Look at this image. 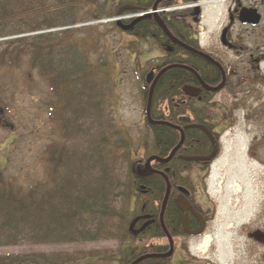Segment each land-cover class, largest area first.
Instances as JSON below:
<instances>
[{
	"label": "trees",
	"instance_id": "trees-1",
	"mask_svg": "<svg viewBox=\"0 0 264 264\" xmlns=\"http://www.w3.org/2000/svg\"><path fill=\"white\" fill-rule=\"evenodd\" d=\"M81 1L0 0V39L74 24L76 21L68 12H65L68 13L65 21L44 12L52 7L53 11L56 9V6L49 7L51 2L75 5ZM155 1L128 0V3L140 12H147ZM188 1L163 0L159 6ZM174 15L163 18L167 28L174 37L195 47L191 41L178 35L181 27L178 28L173 21ZM101 16L112 14L98 15L99 18ZM6 27L9 30L4 31ZM61 31L0 40V66L18 65L22 57L27 56L31 67L48 77L53 95L48 103L51 109L60 111L61 135L65 140L55 143L47 151L49 168L46 180L34 183L27 190H21L0 171V246L112 239L124 242L137 237L165 238L166 243L141 247L123 244L117 250L104 248L80 255L62 252L0 254V264H130L145 254L165 253L169 245L159 223L165 181L145 169L144 163L152 155L168 156L179 142L180 133L168 125L150 124L145 118L141 134L143 156L131 158L127 133L109 116L111 102L104 93L110 89L107 84L109 64H98L93 68L89 60L78 58V53L85 48L69 41L67 34L71 30ZM133 31L141 39H153L163 50L161 63L157 64L155 59L148 67V70L154 68L156 74L160 69L178 63L176 55L177 58L183 54L195 57L171 43L152 17H143ZM198 59L217 73L214 66ZM201 76L205 74L201 73ZM194 81V76L183 68L168 69L158 79L151 102L153 120L178 125L184 131V141L171 160L164 163L155 160L150 164L153 169L164 172L171 184L163 221L172 238L184 234L176 193L179 188H184L191 198L194 197L193 183L185 171L194 163L200 164L185 160V157L209 154L212 143L199 125L214 134V129L220 124L218 113L210 109L205 98L193 102L184 97V87ZM206 82L214 86L219 80ZM149 86L143 76L141 94L144 109ZM202 91L209 96L214 95L213 92ZM91 117L94 119L92 126L100 123L95 129L99 131L93 135L91 125L85 124ZM181 117L188 120H180ZM213 137L216 140L215 134ZM202 165L205 173L209 162ZM140 215H149L151 221L142 232L133 234L130 225ZM167 261L148 258L138 264H166Z\"/></svg>",
	"mask_w": 264,
	"mask_h": 264
},
{
	"label": "rangeland",
	"instance_id": "rangeland-1",
	"mask_svg": "<svg viewBox=\"0 0 264 264\" xmlns=\"http://www.w3.org/2000/svg\"><path fill=\"white\" fill-rule=\"evenodd\" d=\"M198 1L203 2L201 21L195 27L199 32V44L206 51L224 54L223 63L233 82L231 88L218 93L208 105L218 113L220 126L225 110L222 108L225 105L226 110L232 108L229 112L233 115L234 125L221 135L220 147L206 161L209 165L205 173L199 171L195 163L185 171L193 183L191 202L210 213L209 221L198 236L182 234L172 238L176 241L175 253L173 257L165 258L168 259L166 264H179L180 257L186 259L181 264H264V0H242L246 7L258 8L261 19L257 25L235 22L232 40L243 47L241 50L236 46V52L240 51L238 54L219 41V32L227 23V13L234 0ZM125 2L128 0H82L75 5L51 2L49 7L56 6V9L53 11L52 7L44 12L47 16L56 15L65 21L69 13L76 23L0 40L71 30L67 34L69 41L85 48L78 51V58L89 60L93 68L98 64H109L107 84L110 89L104 92L111 102L109 116L127 133L131 158H137L144 153L141 143L146 118L141 94L143 76L150 61L155 62L154 58L157 64L161 63L164 52L151 38H140V47L130 43L115 22H108V18L115 17L118 5ZM107 12L112 16L98 17ZM7 30L6 27L4 31ZM134 51L137 55L140 52V84L134 77L138 75L134 70H138L139 60L135 58L130 62L129 59V52ZM251 53L260 59L252 61ZM30 61L24 56L18 65L0 66V171L21 190L46 180L47 151L55 143L65 142L61 135L60 111L51 109L48 103L53 99L48 77L33 69ZM249 114L252 118L247 117ZM93 120L91 117L89 123H85L91 125L92 135L99 131L95 129L100 125L92 126ZM206 238L210 241L208 245ZM162 243H166L165 238L137 237L124 242L112 239L23 244L0 246V254L62 252L80 255L104 248L117 250L123 244L141 247Z\"/></svg>",
	"mask_w": 264,
	"mask_h": 264
},
{
	"label": "flooded vegetation",
	"instance_id": "flooded-vegetation-1",
	"mask_svg": "<svg viewBox=\"0 0 264 264\" xmlns=\"http://www.w3.org/2000/svg\"><path fill=\"white\" fill-rule=\"evenodd\" d=\"M190 1L192 2L193 0H189V2ZM197 1L198 0H195V2H197ZM181 4H184V3H181ZM197 6L198 5H196L195 7H197ZM159 7L162 8L161 6H159ZM195 7L188 8V9L182 8L181 10H176V11H171V12H160V17H161L162 20H163L164 17L166 19H168L170 16L175 14L173 21L175 22V24H176V26L178 28L181 27V29H179L178 35L180 37H183L184 39H187V40L191 41L192 44L195 45V47H193V46H191V47H193V48H195V49H197V50H199V51H201V52H203L205 54H208L212 59H214L216 62H218L220 64V66L222 67L223 74L217 67H215L214 65H212L211 63H209L208 61H206L205 59H203L202 57H200L198 55L190 53V54L194 55L195 57H192L191 55H185V54L180 55L179 58H177V55L175 56L176 57L175 60L178 62V63H175V64H180V65H184V66L190 67L191 69H193L198 74V76L206 84H207L206 81H209L210 79L212 81L219 80L218 84L214 85V86H217L220 83H222V81L224 79V83L221 86V88L218 91L213 92L214 95H211V96L203 93L202 90H205V89L202 88V86L200 85L199 81L195 77H194L195 78L194 82H192V83H190V84L185 86V87H191L192 89H194V92L192 94H186L185 93L184 97L186 99H188L190 101H193V102H200V101H202V98H205L206 102L210 103V102H212V100L214 99V97L218 93L222 92L223 90L225 91L227 88L228 89L231 88L233 86V82L231 81L230 71L227 69V67L223 63L222 56H224V54L221 53L220 51L219 52H216V51H213V50L206 51L199 44V37H198L199 36L198 35L199 32H197L195 27H197V24H199L200 21H201V9H198L199 10V14L196 15L197 9ZM243 7H246V6L243 5L242 0H234L233 1V6L228 10V13H227V23H226L225 26L222 27V29L219 32V41H220V43L225 48L229 49L232 52H234V51L236 52V46L238 47L239 45H237L232 40V35H231L232 32H231V30H232L235 22H238V13H239L240 9L243 8ZM121 8H123L122 9V13H123L125 11L135 10L137 7L134 6L132 3L125 2L123 4L118 5V7H117V9L115 11V14ZM246 8H255V7L254 6H247ZM258 12H260L259 9H258ZM171 13H173V14L170 15ZM140 20L141 19H140V16H139V17H134V18H131V19H125V20L121 21V24H119V25L115 22L117 24L116 26L123 31L122 33H124L129 38V42L135 44L136 46H137V44H139L138 47H140V35L138 33H136L135 31H133V30L136 28L137 25H139ZM163 22H164V20H163ZM164 24H165V22H164ZM246 25H248V24H246ZM223 34H224V37H222ZM177 39L180 40L179 38H177ZM138 47H137V49H139ZM242 48H243L242 46H239V49L242 50ZM132 51H133V49H132ZM238 52H240V51L238 50ZM238 52H236V53L238 54ZM135 58H138L139 62H138V70H134V72H136V74H138V75L134 76V77H136L135 80L137 82H139V84H140V52H139L138 55L136 54V51H134L131 54L129 52L130 62L133 61ZM198 58H201V59L205 60L206 62H208L209 64H211L212 66H214V68L217 70V73L213 69H211L210 67H207L205 65V63L202 62L201 60H199ZM249 58L252 61H254V62H256V61H258L260 59L258 57V55H255V54H252V53L249 54ZM255 67L257 68V65H255ZM148 71H153L154 72V76H156L154 68L150 69ZM201 73L203 75L205 74V76L202 77ZM144 79H145V76H144ZM214 86H212V87H214ZM208 92H210V91H208ZM222 109H225L224 113H223L224 116H222L220 118L221 121H223V122H221L222 123L221 126L219 124L214 129V134L216 135V140H214L215 138L213 137L214 144L209 139L208 135L206 134L208 139L212 143V151L209 154H206V155H203V156L210 155L213 152L214 149H215V153H216L217 148L220 147V142L219 141H220L221 135L224 133L225 130H229L234 125L233 124L234 123L233 115H231L230 112H229V110L231 111L232 108H230L229 110H226V105H225V108L223 107ZM249 116H250V118H252L253 115L249 114L247 117H249ZM201 125L202 124H200L199 127H201ZM188 126H195V125H193V124L189 125L188 124ZM202 127H203V125H202ZM214 134L211 133L212 136H214ZM190 162H199L200 164H197L198 165V170L201 171L203 166H204V165H202V163H204L206 161H190ZM170 192H171V190H170ZM182 197H185V195L181 191L176 193V198H175L176 199V203H178L179 199L182 198ZM186 198H187L188 202L190 203V207L193 208L194 211L198 215L195 214V213H192L190 211H187V229H188V231H185L184 227H183V231H184L185 235L198 236V235H200V234H202L204 232V230L206 228V224L209 221L210 213H208V211H204V210L200 209L197 205L193 204L191 202L190 195L187 196ZM181 214H182V218L184 220V215H183V211L182 210H181ZM148 216L149 215L137 216L134 219L135 223L130 228V231L132 233L134 232L136 234L142 232L144 230V228L151 221V219H149ZM182 225H183V221H182ZM198 230H201L200 233H195ZM175 248H176V241L174 242V240H173V252H172L170 257H173V255L175 253ZM168 250H169V247H168ZM180 258H181V262L183 260L186 261V259H184L183 257H180ZM181 262L179 264H181Z\"/></svg>",
	"mask_w": 264,
	"mask_h": 264
},
{
	"label": "water",
	"instance_id": "water-1",
	"mask_svg": "<svg viewBox=\"0 0 264 264\" xmlns=\"http://www.w3.org/2000/svg\"><path fill=\"white\" fill-rule=\"evenodd\" d=\"M163 1V0H156L153 5H152V11H156L159 3ZM193 2H195V0H193ZM197 9L196 15L199 14V10L200 7L197 6L195 7ZM122 9H119L116 12V16H119L122 13ZM147 17H152L153 20L155 21V23L158 25V27L161 29V31L163 32V34L168 38V40L173 43L174 45L184 49L185 51L198 55L200 57H202L203 59H205L206 61H208L209 63H211L212 65H214L215 67H217L223 74L222 71V67L220 66V64L218 62H216L214 59H212L208 54H205L185 43H183L182 41L178 40L176 37H174L172 35V33L168 30V28L166 27V25L164 24L163 20L161 19L160 15L158 13H152V14H147L145 15ZM145 16H140V19H142ZM261 19V15L260 13H258L256 8H246L243 7L240 9L239 13H238V21L242 24H249V25H257L260 22ZM121 23L120 21H117V24ZM125 29V28H124ZM222 37H224V34L222 35ZM174 67H179V68H184L186 70H188L189 72H191L194 77L199 81L200 85L202 86V88H204L207 91L210 92H216L218 91L221 86L224 83V79L222 81V83H220L217 86L211 87L208 86L206 83H204L202 81V79L198 76V74L191 69L190 67L184 66V65H177V64H171L168 65L164 68H162L156 76H154V72L150 71L147 73L145 81L150 85L149 86V90H148V96H147V102H146V109H145V114H146V118L147 121L150 124H154V125H168L172 128H175L179 131L180 133V140L177 143V145L170 151V153L168 154V156H166L165 158H161L158 157L156 155H152L150 157L147 158L144 167L145 169H147L149 172L153 173V174H157L159 176H161L164 181H165V192H164V196L161 202V207H160V212H159V223H160V227L163 231V233L165 234L167 240H168V245H169V250L165 253H152V254H145L142 256H139L138 258H136L134 261H132L130 264H138L141 261L148 259V258H161V259H165V258H169L173 252V239L171 237V235L169 234L164 221H163V215L166 209V205H167V201L170 195V190H171V185L168 179V176L158 170L153 169L150 166V163L152 161H159V162H168L169 160H171V158L175 155V153L177 152V150L180 148V146L182 145L183 141H184V131L181 127H179L178 125H173L171 123L165 122V121H155L151 118V102H152V96H153V92H154V88L156 85L157 80L160 78V76L166 72L168 69L174 68ZM184 92L186 94H192L194 92V89H192L191 87H185L184 88ZM180 120H188L187 117H181ZM201 128L205 131V133L208 135L209 139L213 142V136L211 135V133L204 127L201 126ZM214 144V142H213ZM215 155V149L213 150V152L208 155V156H193V157H185V160L188 161H209L213 156ZM179 191H181L185 197H182L179 199L177 206L183 211V215H184V220H183V227L185 231H188L187 229V211H190L192 213L197 214L193 208L190 207V203L187 200V196L189 195V192L184 189V188H179ZM198 215V214H197ZM135 223V220H133V222L130 225V228L132 227V225ZM201 230H198L195 233H200Z\"/></svg>",
	"mask_w": 264,
	"mask_h": 264
},
{
	"label": "built area",
	"instance_id": "built-area-1",
	"mask_svg": "<svg viewBox=\"0 0 264 264\" xmlns=\"http://www.w3.org/2000/svg\"><path fill=\"white\" fill-rule=\"evenodd\" d=\"M188 6V5H186ZM173 9H176V7H170V8H163V9H159V10H156V12H161V11H168V10H173ZM147 13H152V11H148L146 13H141L142 14H147ZM138 14H124L123 16L119 17L121 19H127V18H131V17H134Z\"/></svg>",
	"mask_w": 264,
	"mask_h": 264
},
{
	"label": "bare ground",
	"instance_id": "bare-ground-1",
	"mask_svg": "<svg viewBox=\"0 0 264 264\" xmlns=\"http://www.w3.org/2000/svg\"><path fill=\"white\" fill-rule=\"evenodd\" d=\"M196 5H198L199 6V4H195V3H192V2H190L189 4H188V7L189 8H193V7H195ZM152 9V8H151ZM160 8L159 7H157V9L156 10H159ZM184 9H188L187 7H185ZM261 15V14H260ZM140 16H141V12H140ZM168 39V38H167ZM177 65H180V64H177ZM177 68H179V67H177ZM208 85V84H207ZM208 86H210V85H208ZM212 87V86H211ZM180 127V126H179ZM210 241H209V239L208 238H206V241H205V244L206 245H208V243H209Z\"/></svg>",
	"mask_w": 264,
	"mask_h": 264
}]
</instances>
